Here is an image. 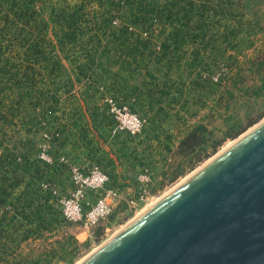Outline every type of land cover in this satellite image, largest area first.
<instances>
[{"label": "trees", "instance_id": "obj_1", "mask_svg": "<svg viewBox=\"0 0 264 264\" xmlns=\"http://www.w3.org/2000/svg\"><path fill=\"white\" fill-rule=\"evenodd\" d=\"M106 93L147 116L141 138L118 128ZM263 117L264 0H0V264H72L90 244L40 184L69 177L60 152L37 157L43 129L139 197L128 172L147 168L153 193Z\"/></svg>", "mask_w": 264, "mask_h": 264}, {"label": "water", "instance_id": "obj_2", "mask_svg": "<svg viewBox=\"0 0 264 264\" xmlns=\"http://www.w3.org/2000/svg\"><path fill=\"white\" fill-rule=\"evenodd\" d=\"M241 134L79 264H264V117Z\"/></svg>", "mask_w": 264, "mask_h": 264}, {"label": "built area", "instance_id": "obj_3", "mask_svg": "<svg viewBox=\"0 0 264 264\" xmlns=\"http://www.w3.org/2000/svg\"><path fill=\"white\" fill-rule=\"evenodd\" d=\"M116 18L114 23H118ZM103 89V87H102ZM103 101L107 103L109 111L116 118L118 128L132 135L142 133L146 119L133 110L127 101L119 100L110 93H106ZM52 133L45 129L42 131V140L39 141L37 157L44 162L53 163L56 160L52 151ZM2 149L0 147V153ZM59 161L67 166V171L72 183L71 189L64 193L60 182L43 179L40 184L44 189H49L55 196L67 220L81 225L85 231H91L93 227L106 219L118 204L121 192L107 185L110 176L99 163H81L72 159L68 153L58 157ZM137 180L142 189L141 198L151 195L149 188L153 178L146 168L137 173ZM94 190L98 195L96 200L86 208V194Z\"/></svg>", "mask_w": 264, "mask_h": 264}, {"label": "rangeland", "instance_id": "obj_4", "mask_svg": "<svg viewBox=\"0 0 264 264\" xmlns=\"http://www.w3.org/2000/svg\"><path fill=\"white\" fill-rule=\"evenodd\" d=\"M71 1H75V0H71ZM80 90H82V83H76L75 91H77V93H79ZM65 104H66V102H65ZM201 113H203V112H201ZM143 118L146 119L147 116L143 117ZM147 122H148V120H146V123ZM212 125H217V124H212ZM43 130H45V129H43ZM42 131L39 132V134H37L38 135L37 138L39 139L38 141L42 140ZM138 136H140V135H137V137ZM139 138H141V136ZM233 139L235 140V138H233ZM233 139H228L217 152L221 151L222 149H224L227 146H229L230 144H232L234 142ZM104 145L106 147H108L106 142H104ZM52 149H53L52 150L53 153L55 151H57V153L60 152L61 154L66 153V152H63L61 149L57 150V146H53ZM70 155L72 156V159L75 160V161H78V162H81V163L85 162V161H81L79 159H76L77 153H75L74 155L73 154H70ZM157 157L160 159L158 153H157ZM208 159H211V158L209 157ZM205 161H203L201 164H199L193 170L189 171L184 176H181L179 179H177L173 183H167V185H165L163 188L157 189L156 191L151 193V195L148 198L142 199L141 198V194H140L139 197H136V191H135V187L133 186V184H130V186H128L125 190H122L121 198H120L121 200H120L119 204L122 201H128L129 205L124 210L122 208H120L118 213L116 214V217L113 220H108L106 218V219L102 220V222L99 223V224L105 225L103 237L99 241L96 240V234H95V230H96V228H97V226L99 224H97L95 227H93L91 229V231H85V229L79 224H74V225L70 226L69 230L73 231L77 235V237L80 239V241L90 240V244L88 246H83L82 247V250H81L79 256L76 258L75 262L72 263V264H79L87 255H89L92 251H94L102 242H104L107 238H109L114 233H116L119 229H121L132 218H134L138 214L142 213L145 209H147L150 205H152L155 201H157L162 195L167 193V191H169L171 188H173L182 179H184L185 177L190 175L193 171H196L195 169H198V167L201 166ZM161 163H162V161L160 162V164ZM160 164H157V167L154 168V171H155L157 179L161 178ZM128 173H129V175H130V177L132 179H134V178L136 179L138 170L135 171V172L130 171ZM130 177H129V179H130ZM129 179H127L126 181H129ZM60 185L62 186L63 192L67 193L72 187V183H71L70 177H68V180H65V182L60 183ZM57 264H71V263H68V262H65V261H59Z\"/></svg>", "mask_w": 264, "mask_h": 264}, {"label": "bare ground", "instance_id": "obj_5", "mask_svg": "<svg viewBox=\"0 0 264 264\" xmlns=\"http://www.w3.org/2000/svg\"><path fill=\"white\" fill-rule=\"evenodd\" d=\"M242 135V134H241ZM235 141V140H234Z\"/></svg>", "mask_w": 264, "mask_h": 264}]
</instances>
